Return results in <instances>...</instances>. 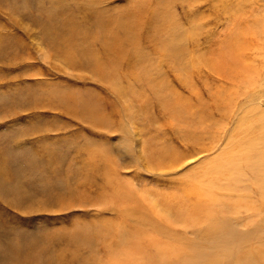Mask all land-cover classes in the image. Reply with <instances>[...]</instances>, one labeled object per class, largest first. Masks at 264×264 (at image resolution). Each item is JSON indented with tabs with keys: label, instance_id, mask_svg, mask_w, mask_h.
<instances>
[{
	"label": "rangeland",
	"instance_id": "obj_1",
	"mask_svg": "<svg viewBox=\"0 0 264 264\" xmlns=\"http://www.w3.org/2000/svg\"><path fill=\"white\" fill-rule=\"evenodd\" d=\"M260 109L264 0H0V264L177 261L160 243L207 225L177 214L191 178ZM241 166L246 207L222 219L264 264V197Z\"/></svg>",
	"mask_w": 264,
	"mask_h": 264
},
{
	"label": "bare ground",
	"instance_id": "obj_2",
	"mask_svg": "<svg viewBox=\"0 0 264 264\" xmlns=\"http://www.w3.org/2000/svg\"><path fill=\"white\" fill-rule=\"evenodd\" d=\"M170 18L167 17L169 20L166 21L169 31L174 27V20ZM170 35L171 39L174 38V31H171ZM170 107L174 110L172 113L175 114L178 107L175 108L171 105ZM253 118L257 119L253 121ZM253 118L250 117L249 120L239 122L241 134L229 139L226 144L227 150L219 152L213 160L214 164L210 168L204 169L206 173L198 179L191 178L194 179L195 188L192 189L196 193V202L191 205L192 207H187L186 210H183V206L180 212L177 211V214L184 215V211L189 210L188 214H191L193 218L202 220V223L204 221L207 225L204 233L202 232L203 234L197 239L187 243L180 241L175 248H170L167 243L165 246L160 243V248L165 257L181 250L176 259L181 261H178L179 263L173 261L167 264H196L200 258L199 264H249L251 262L248 258L249 254L256 252L249 249L243 250V244L248 236L237 235L230 223L222 219V213L238 211L240 208L246 207L242 197L239 194H234L230 185V182L237 180L242 168L241 164L243 167H249L254 171L256 181H259L261 195L264 197V109H260ZM247 130H249L248 134L245 133ZM138 219L139 222L143 221L141 218ZM183 221L184 217L179 225ZM158 227L156 229L165 236L170 234ZM184 244L186 247L183 248ZM233 247L241 248V252L237 255L232 253L231 248ZM260 258L264 260L262 256Z\"/></svg>",
	"mask_w": 264,
	"mask_h": 264
}]
</instances>
